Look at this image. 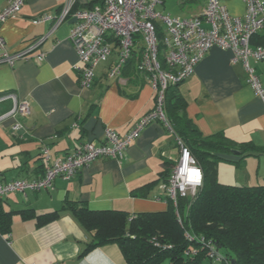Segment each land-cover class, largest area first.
Here are the masks:
<instances>
[{
	"label": "crops",
	"instance_id": "obj_1",
	"mask_svg": "<svg viewBox=\"0 0 264 264\" xmlns=\"http://www.w3.org/2000/svg\"><path fill=\"white\" fill-rule=\"evenodd\" d=\"M97 0H76L75 9L90 8ZM9 0H0V9ZM66 0H26L16 17L0 27L9 52L22 50L35 39L50 33V22L34 23L43 14H58ZM233 16H243L245 0H220ZM93 4V5H92ZM92 5V6H91ZM206 0H162L158 11L186 19L199 16ZM73 19L67 18L45 40L44 61L22 59L13 67L0 64V93L13 92L30 102L31 115L0 121V182L33 180L44 174L41 147H49L52 161L89 141L102 143L105 128L125 135L132 125L155 106V92L148 77L138 70L142 41L122 76L110 79L109 67L118 60V49L94 70L90 88L80 84L79 62L70 39ZM162 26V24H160ZM264 45V33L252 39ZM233 53L212 47L197 64L195 72L178 86L186 100V112L205 135L223 132L243 144L249 153L244 160L236 153L223 155L218 178L225 184H264V104L247 84L242 64H233ZM264 85V60L255 64ZM12 106L0 103V116ZM79 121V126L73 124ZM23 126L14 130L13 126ZM175 134L162 122L145 127L129 146L122 160L99 158L70 180L57 177L52 189L14 192L3 198L4 207L15 211L11 232L0 233V263L23 264H128L116 243L89 248L94 232L79 220L69 203L90 210H119L130 214L161 212L168 208L161 189V173L171 170L179 158ZM240 163V164H239ZM223 179V181H222ZM158 181L148 191L138 188ZM36 215L57 212V217L39 224Z\"/></svg>",
	"mask_w": 264,
	"mask_h": 264
},
{
	"label": "built area",
	"instance_id": "obj_2",
	"mask_svg": "<svg viewBox=\"0 0 264 264\" xmlns=\"http://www.w3.org/2000/svg\"><path fill=\"white\" fill-rule=\"evenodd\" d=\"M25 2L26 0H9L0 9V27L8 19L16 17ZM75 2L76 0H66L58 14H43L34 19L36 24L52 23V29L20 51L9 52L0 33V64L13 67L16 61L22 59L44 61L46 51L42 50L43 43L63 21L71 17L74 23L70 39L81 63L78 66L81 86H92L95 68L106 62L115 48L118 49V60L109 67L107 75L110 79L120 78L125 65L133 56L139 36L143 46L138 70L149 79L155 92V106L139 118L125 135L107 127L102 143L86 142L54 161L49 147L43 145L41 158L44 174L33 180L1 181V198L14 192L52 189L57 177L70 180L99 158L122 160L129 146L151 123L162 122L172 131L165 113L167 89L190 78L197 64L214 46L233 53L232 63L243 65L247 73V84L264 104V85L255 67L256 63L264 60V45L252 44L254 36L264 33V0H245L246 11L243 16L231 15L220 0H206L201 15L186 19L159 12L157 6L162 0H97L93 7L80 9L74 8ZM160 24L162 38H159L157 30V25ZM5 101H11L12 106L0 116V121L17 115H31L30 102L19 99L16 93H0V103ZM22 126L16 123L13 129L18 130ZM73 126L78 127L79 121ZM175 141L180 152L179 158L172 166L170 177L167 181H162L160 187L177 209L180 198L196 196L203 186L204 173L183 140L175 136ZM177 217L179 221L182 220L178 210ZM186 237L190 241L194 240V236L188 232ZM208 244V255L217 260L222 259L217 255L216 246L211 242ZM156 245L161 246L159 243ZM23 264L38 263L24 261Z\"/></svg>",
	"mask_w": 264,
	"mask_h": 264
},
{
	"label": "trees",
	"instance_id": "obj_3",
	"mask_svg": "<svg viewBox=\"0 0 264 264\" xmlns=\"http://www.w3.org/2000/svg\"><path fill=\"white\" fill-rule=\"evenodd\" d=\"M157 30L162 38L160 25ZM178 86L167 89L165 113L172 132L189 147L203 169V186L196 196L180 198L177 209L166 197L168 208L161 212L130 214L119 210L94 211L81 203L67 206L94 232L89 248L116 243L128 264H202L206 260L222 264H264V184H225L218 178V164L226 160L223 155L239 150L240 160H244L249 155L248 149L223 132L205 136L188 117L186 100L179 94ZM165 165L161 182L167 181L171 174ZM157 182L139 187L138 193L148 191ZM3 203L0 197V233L8 235L15 211L6 210ZM18 212L25 217L36 216L40 225L57 217V212L42 215H36L33 209ZM187 232L194 240L187 239ZM209 242L216 246L217 255L222 259L208 255Z\"/></svg>",
	"mask_w": 264,
	"mask_h": 264
},
{
	"label": "rangeland",
	"instance_id": "obj_4",
	"mask_svg": "<svg viewBox=\"0 0 264 264\" xmlns=\"http://www.w3.org/2000/svg\"><path fill=\"white\" fill-rule=\"evenodd\" d=\"M157 10H158V8H157ZM221 178H223L222 177V175H219V179H221ZM222 181H223V179H222ZM224 182V181H223ZM224 252V251H223ZM162 264H166V262H164V263H162ZM202 264H222L221 262H212V261H209V260H206V261H204Z\"/></svg>",
	"mask_w": 264,
	"mask_h": 264
},
{
	"label": "water",
	"instance_id": "obj_5",
	"mask_svg": "<svg viewBox=\"0 0 264 264\" xmlns=\"http://www.w3.org/2000/svg\"><path fill=\"white\" fill-rule=\"evenodd\" d=\"M234 153L238 154V151L235 150ZM233 263H235V260H233Z\"/></svg>",
	"mask_w": 264,
	"mask_h": 264
},
{
	"label": "clouds",
	"instance_id": "obj_6",
	"mask_svg": "<svg viewBox=\"0 0 264 264\" xmlns=\"http://www.w3.org/2000/svg\"><path fill=\"white\" fill-rule=\"evenodd\" d=\"M197 171V173H198V170H196Z\"/></svg>",
	"mask_w": 264,
	"mask_h": 264
}]
</instances>
